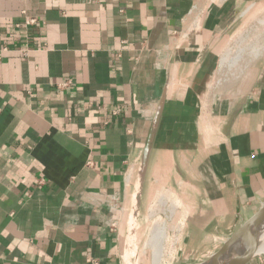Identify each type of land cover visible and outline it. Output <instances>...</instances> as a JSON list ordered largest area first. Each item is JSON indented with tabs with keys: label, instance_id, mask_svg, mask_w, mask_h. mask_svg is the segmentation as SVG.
<instances>
[{
	"label": "crops",
	"instance_id": "0c3cea01",
	"mask_svg": "<svg viewBox=\"0 0 264 264\" xmlns=\"http://www.w3.org/2000/svg\"><path fill=\"white\" fill-rule=\"evenodd\" d=\"M257 6L0 0V264H137L146 196L163 188L183 204L174 261L223 244L264 202V45L240 80L212 81L217 53ZM253 36L264 44V31Z\"/></svg>",
	"mask_w": 264,
	"mask_h": 264
},
{
	"label": "rangeland",
	"instance_id": "374dc122",
	"mask_svg": "<svg viewBox=\"0 0 264 264\" xmlns=\"http://www.w3.org/2000/svg\"><path fill=\"white\" fill-rule=\"evenodd\" d=\"M256 8H257V10L254 11L255 14H253V16L255 18H257L258 20L257 19L256 20H243L242 22H240L238 24V26L234 30H232V32L230 33V35L228 37L229 40L225 44V47L222 49L221 52L219 51L217 53V56H216V64H217V66H216V69H215L216 72H215L214 76L212 77V81L213 80L215 82L218 81V83H217V86L218 87L223 86V85H227V84H230V83H233V82H235L237 80H240L242 77H244V75H245V73H246V71L248 69L247 66L248 65H251L252 62L254 60H256V58H255L256 55H254V53H248L247 52V53L243 54L244 56H242V58H241L242 60L240 59L239 61H237L238 64L236 66L234 65L233 67L232 66L229 67V65H227V64L224 65V66L219 65L220 64L219 63L220 56H221V54H223V52L226 49V47L227 48L229 47V48H233L234 49L232 51L231 55H230V57H232V56H234L233 53L235 54V48L237 49V47H240V46L243 47L245 45H248V43L251 42L254 39L253 38L254 36H252V34H256V36H257V35H259V32H261V31L263 32L264 31V6H257ZM255 25H256V27H255ZM251 28H252V30H250ZM246 30L249 31V38H252V40L249 41V38H247L246 41L244 40L245 42L244 41H242V42L239 41L240 38H241V36L244 33L248 32ZM240 34H241V36H239ZM255 40L257 41V39H255ZM263 45L264 44H261L260 43V46H259V42H257V47L258 48L255 47V49H261V46H263ZM222 76H223V78H222ZM149 193L146 196V200H147L146 206H147V204H149V207H147L149 209H151V207L154 206L157 203L158 199L161 196H163V195L167 196L168 198L170 197L169 198L170 201H172V199L173 200L175 199L172 196V193L167 190V188L159 189L156 192H154L155 194L152 193V195H150ZM176 201L179 202L178 204H179L180 208L178 207L179 209H177V211H176L177 213H174L173 216H172V218H168L167 219V222L170 225V229H168V230H169V234L171 235L170 236V238H171L170 239L171 240L170 241L171 242L170 250L171 251H170L169 254L167 253V255H166V258L167 259L165 258L164 263L165 264H195V263H197L198 261H200L202 259H204V260L210 259L211 256H212V254H213V252H214V251L213 252H210V251L213 250V246H211L209 248V252H205L203 255H200V253L203 252V251L201 252V250L192 253L193 258L195 257L194 259H187L185 261H182V260H180V261H174V258L176 256V254H178L177 252L179 251V249L183 248L182 250H184V248H185L184 245L181 246L182 239H180L181 241L178 240L177 243L175 244V239H176L177 235L176 234L174 235V233H176V232L172 228V223H173L174 220L176 221V220H178L180 218L179 216L182 214V206H183L182 200H180V198H177ZM168 204H170V202ZM145 215H146V213H145ZM147 215H148V217L147 218L146 217L144 218L143 225L140 228V230H138V234L136 235V238L134 239V248L132 250L131 260H132V258H137V264H152V262H151L152 261V258H151L152 257V255H151L152 252H151V249H149V248H147L145 246V243H146V241L148 239V236H149L148 234L150 233V230L152 228L153 221L157 217H159V218H162L163 217L162 219H166V214H163V215L162 214H159L160 216L151 217L150 210L148 211ZM186 248H188V246ZM181 252H183V251H181ZM244 264H264V261L262 260V258L260 256H256V257H253V258L247 260Z\"/></svg>",
	"mask_w": 264,
	"mask_h": 264
},
{
	"label": "water",
	"instance_id": "95a60500",
	"mask_svg": "<svg viewBox=\"0 0 264 264\" xmlns=\"http://www.w3.org/2000/svg\"><path fill=\"white\" fill-rule=\"evenodd\" d=\"M167 100V86L164 87L161 98L154 117L152 119L149 132L146 138L142 156L140 159L138 175H137V190L135 193V202L132 210V229L130 235L135 233V225L138 218L142 191L146 179L147 168L149 164L150 155L154 147L156 135L159 131L162 121L164 109ZM264 215V202L251 214L246 216L237 228L228 236L223 244L213 252L214 257L223 258L222 264H244L242 257L245 252L256 245L262 230V223L259 220L260 216ZM247 261V260H246ZM204 259L195 264H202Z\"/></svg>",
	"mask_w": 264,
	"mask_h": 264
},
{
	"label": "bare ground",
	"instance_id": "6f19581e",
	"mask_svg": "<svg viewBox=\"0 0 264 264\" xmlns=\"http://www.w3.org/2000/svg\"><path fill=\"white\" fill-rule=\"evenodd\" d=\"M255 27H256V25H255ZM250 30H252V28ZM246 31H248V30H246ZM239 36H241V34ZM252 36H253V34H252ZM247 38H249V31L244 33L241 36L239 41L242 42L245 39L247 40ZM257 38H258V40H260L259 37H257ZM259 46H260V44H259ZM255 47H257V43H254V41L249 42L248 45H245L243 47L242 46L237 47V49L235 48V54L233 53L234 56H232V57H230V55L234 49L226 47L223 54H221V56H220V60H219L220 64L219 65L224 66L227 64V65H229V67H231V66L233 67L234 65L236 66L238 64L237 61H239L242 58V56H244L243 54H245L247 52L248 53H254V55L259 54V49H255ZM222 78H223V76H222ZM169 198L165 195L161 196L158 199L157 203L154 206H152L150 209L151 217L160 216L159 214H162V215L166 214V219H162L163 217L162 218L157 217L153 221L152 228L150 230V233L148 234L149 235L148 239L145 243V246L147 248L151 249V252H152V254H151L152 255V257H151L152 261L151 262H152V264H165L164 261H165L166 255H167V253L169 254L171 251L170 250V245H171L170 236L171 235L169 234V230H168V229H170V225L167 222V219L172 218L173 214L176 213V211L179 207V204H178L179 202L176 201L175 199L174 200L172 199V201H170ZM169 202H170V204H168ZM259 220L262 223V230H261L260 236L258 238V242L256 243V245H254L250 249L249 252H247V253L245 252L244 256L242 257V262H246V260H249V259L256 257V256H260L262 258V260L264 261V215L260 216ZM175 228H176V231H175L176 233H174V235L175 234L177 235L178 232H180L181 226L177 223V224H175ZM176 238H178V237H176ZM222 262H223V258L214 257L212 255L210 259L204 260V262L202 264H222Z\"/></svg>",
	"mask_w": 264,
	"mask_h": 264
},
{
	"label": "built area",
	"instance_id": "2783aa9c",
	"mask_svg": "<svg viewBox=\"0 0 264 264\" xmlns=\"http://www.w3.org/2000/svg\"><path fill=\"white\" fill-rule=\"evenodd\" d=\"M31 21H32V20H31ZM69 84H70V80H64V81H62V82H59V83H58V86L64 88V87H67ZM106 123H107V121H106ZM113 198H114V197H113ZM105 222H106L107 224H109L111 227L116 226V224L118 223L117 220L112 219V217H107V219H106ZM88 262H89L90 264H102V262L100 261L99 258H97V257H93V256H91V257L88 258Z\"/></svg>",
	"mask_w": 264,
	"mask_h": 264
},
{
	"label": "trees",
	"instance_id": "16d2710c",
	"mask_svg": "<svg viewBox=\"0 0 264 264\" xmlns=\"http://www.w3.org/2000/svg\"><path fill=\"white\" fill-rule=\"evenodd\" d=\"M189 104H190V108H192V105H194V101L193 100H190Z\"/></svg>",
	"mask_w": 264,
	"mask_h": 264
}]
</instances>
